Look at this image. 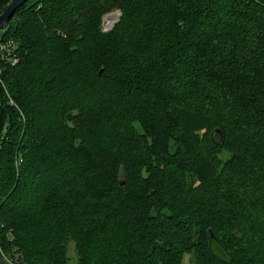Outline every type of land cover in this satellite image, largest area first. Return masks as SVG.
<instances>
[{
    "label": "trees",
    "instance_id": "16d2710c",
    "mask_svg": "<svg viewBox=\"0 0 264 264\" xmlns=\"http://www.w3.org/2000/svg\"><path fill=\"white\" fill-rule=\"evenodd\" d=\"M3 35L0 264H264V0H27Z\"/></svg>",
    "mask_w": 264,
    "mask_h": 264
},
{
    "label": "rangeland",
    "instance_id": "374dc122",
    "mask_svg": "<svg viewBox=\"0 0 264 264\" xmlns=\"http://www.w3.org/2000/svg\"><path fill=\"white\" fill-rule=\"evenodd\" d=\"M121 13L122 12L119 8H113V9L103 12L100 16V23H99L100 32L103 34L109 33L114 28V25L116 24V22L120 19ZM3 30L4 29H0V34L3 33ZM98 131H99V127H96L95 132L98 133ZM76 139H77V142H79V138H76ZM67 253H68V256L71 257V259L75 260V251H74L73 242L68 243ZM182 264H188L187 254L184 255Z\"/></svg>",
    "mask_w": 264,
    "mask_h": 264
},
{
    "label": "built area",
    "instance_id": "2783aa9c",
    "mask_svg": "<svg viewBox=\"0 0 264 264\" xmlns=\"http://www.w3.org/2000/svg\"><path fill=\"white\" fill-rule=\"evenodd\" d=\"M19 61V46L12 38L0 34V74L4 67L14 66Z\"/></svg>",
    "mask_w": 264,
    "mask_h": 264
},
{
    "label": "water",
    "instance_id": "95a60500",
    "mask_svg": "<svg viewBox=\"0 0 264 264\" xmlns=\"http://www.w3.org/2000/svg\"><path fill=\"white\" fill-rule=\"evenodd\" d=\"M27 0H10L4 9L0 12V29H5L8 26L15 9Z\"/></svg>",
    "mask_w": 264,
    "mask_h": 264
}]
</instances>
